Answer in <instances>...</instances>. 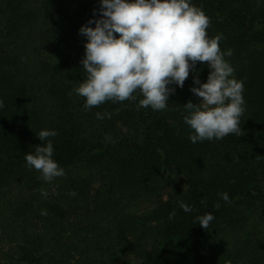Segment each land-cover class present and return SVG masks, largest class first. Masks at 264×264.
I'll list each match as a JSON object with an SVG mask.
<instances>
[{
	"label": "trees",
	"instance_id": "16d2710c",
	"mask_svg": "<svg viewBox=\"0 0 264 264\" xmlns=\"http://www.w3.org/2000/svg\"><path fill=\"white\" fill-rule=\"evenodd\" d=\"M192 3L243 81L239 135L190 142L195 72L164 110L137 108L138 90L85 109L78 29L99 0H0V264H264V0ZM41 130L65 173L51 182L24 160Z\"/></svg>",
	"mask_w": 264,
	"mask_h": 264
},
{
	"label": "clouds",
	"instance_id": "9594fccd",
	"mask_svg": "<svg viewBox=\"0 0 264 264\" xmlns=\"http://www.w3.org/2000/svg\"><path fill=\"white\" fill-rule=\"evenodd\" d=\"M209 23L192 0H99L93 18L78 29L86 41L80 60L86 78L73 91L84 98L83 107L88 109L109 100H136L133 93L138 90L142 98L137 108L159 111L168 106L169 96L175 92L171 86L182 88L190 72H195L194 86L189 90L200 102L188 101L182 106L190 142L239 135L245 111L243 81L235 79L233 67L224 59L231 50L221 51L222 34L208 37ZM197 62H207L206 82L198 78ZM95 115L104 118L99 112ZM35 135L42 146L25 154L26 166L37 170L43 181L51 182L65 174L52 158L53 144L48 139L57 132L41 130ZM41 195L46 197L47 192L41 190ZM218 195L229 202L227 193ZM178 205L185 213L192 210L183 201ZM46 214L41 211V215ZM174 216L175 210L169 213V220ZM213 219L211 213L196 217L203 229Z\"/></svg>",
	"mask_w": 264,
	"mask_h": 264
},
{
	"label": "rangeland",
	"instance_id": "374dc122",
	"mask_svg": "<svg viewBox=\"0 0 264 264\" xmlns=\"http://www.w3.org/2000/svg\"><path fill=\"white\" fill-rule=\"evenodd\" d=\"M197 98V100L200 102V98H198V97H196Z\"/></svg>",
	"mask_w": 264,
	"mask_h": 264
}]
</instances>
